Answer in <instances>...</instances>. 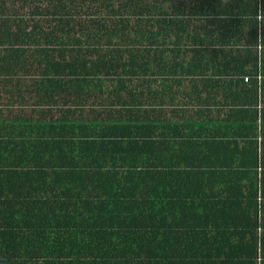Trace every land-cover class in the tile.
<instances>
[{
  "label": "trees",
  "instance_id": "16d2710c",
  "mask_svg": "<svg viewBox=\"0 0 264 264\" xmlns=\"http://www.w3.org/2000/svg\"><path fill=\"white\" fill-rule=\"evenodd\" d=\"M259 4L0 0V264H264Z\"/></svg>",
  "mask_w": 264,
  "mask_h": 264
},
{
  "label": "clouds",
  "instance_id": "9594fccd",
  "mask_svg": "<svg viewBox=\"0 0 264 264\" xmlns=\"http://www.w3.org/2000/svg\"><path fill=\"white\" fill-rule=\"evenodd\" d=\"M257 47L264 46V4L257 6Z\"/></svg>",
  "mask_w": 264,
  "mask_h": 264
},
{
  "label": "rangeland",
  "instance_id": "374dc122",
  "mask_svg": "<svg viewBox=\"0 0 264 264\" xmlns=\"http://www.w3.org/2000/svg\"><path fill=\"white\" fill-rule=\"evenodd\" d=\"M37 79H40L39 77H37ZM98 79V78H97ZM24 81H26V82H28V81H30V82H32V77H26V78H24ZM146 81H145V85H146ZM101 84L102 85H104V88L105 89H107V88H110V87H112L115 83L114 82H108L107 81V78L106 77H102V79H101ZM149 87V86H154V84L151 82L150 83V85H146L145 87ZM262 256H263V254H262V250H261V255H259L258 257H257V262H258V264H259V260L258 259H260V261L262 262Z\"/></svg>",
  "mask_w": 264,
  "mask_h": 264
},
{
  "label": "built area",
  "instance_id": "2783aa9c",
  "mask_svg": "<svg viewBox=\"0 0 264 264\" xmlns=\"http://www.w3.org/2000/svg\"><path fill=\"white\" fill-rule=\"evenodd\" d=\"M257 78H258V80H260L261 76H258ZM244 80H245V81L248 80V75H244Z\"/></svg>",
  "mask_w": 264,
  "mask_h": 264
}]
</instances>
